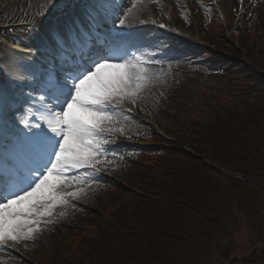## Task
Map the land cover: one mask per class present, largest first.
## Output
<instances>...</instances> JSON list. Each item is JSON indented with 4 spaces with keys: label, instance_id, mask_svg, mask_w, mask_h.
<instances>
[{
    "label": "trees",
    "instance_id": "1",
    "mask_svg": "<svg viewBox=\"0 0 264 264\" xmlns=\"http://www.w3.org/2000/svg\"><path fill=\"white\" fill-rule=\"evenodd\" d=\"M246 6L225 23L204 7L216 50L169 87L173 140L144 126L164 146L134 149L96 213L35 247L38 264H264V0Z\"/></svg>",
    "mask_w": 264,
    "mask_h": 264
},
{
    "label": "snow or ice",
    "instance_id": "2",
    "mask_svg": "<svg viewBox=\"0 0 264 264\" xmlns=\"http://www.w3.org/2000/svg\"><path fill=\"white\" fill-rule=\"evenodd\" d=\"M45 6L53 21L32 31L49 50L47 63L0 69V247L33 239L55 208L84 194L65 189L90 182L108 163L110 133L122 131L114 127L120 105L164 75L153 70L161 64L155 49L126 30L138 0L111 26L108 0Z\"/></svg>",
    "mask_w": 264,
    "mask_h": 264
},
{
    "label": "rangeland",
    "instance_id": "3",
    "mask_svg": "<svg viewBox=\"0 0 264 264\" xmlns=\"http://www.w3.org/2000/svg\"><path fill=\"white\" fill-rule=\"evenodd\" d=\"M156 1L154 15H148L149 18L158 25H163L164 29L155 31L152 41L156 54L161 60V66L153 69L156 72H162L164 75L146 91H142L135 101L125 100L121 105L120 115H118L119 125L114 127L122 131L110 133L112 139L106 145L108 163L99 168L98 172L92 174L93 179L78 187L65 189L66 191H77L82 189L83 195L78 199L70 200L67 206L54 209V216L51 223L42 224L40 230L35 233L31 240L8 241L6 245L0 247V264H38L34 254L35 247L52 248L54 238L57 235H64L75 226L80 220L79 217H88L94 214V198L102 193L109 192L112 187L117 186L121 176V168L125 165L129 155L134 147L142 144L134 136L139 135L141 123L143 121L154 122L159 119L161 112L160 106L166 103L164 99L168 89L178 72L186 69L192 61L193 56L200 54L195 52L196 45L206 40L204 29V6H210L209 0H178L171 3L165 0ZM211 1V0H210ZM218 13L225 18L231 17L232 11L240 9L245 11L243 0H213ZM8 4L7 11H0V40L2 37H8L18 40H31V31L23 32H3L2 26L6 22L25 19L21 17V11L18 4H27L26 0H0V7ZM236 5H239L238 7ZM18 6V7H17ZM242 6V7H241ZM18 9V10H17ZM17 13V14H15ZM153 14V12H151ZM30 18H32L30 16ZM189 25V26H188ZM169 31H166L165 28ZM229 35L231 31L228 32ZM236 35V33H235ZM178 37L184 38V42H178ZM188 43L189 46H184ZM3 47V42L0 43ZM200 45V44H199ZM198 60V59H197ZM128 101V102H127ZM125 167V166H124ZM96 213V212H95ZM30 243H35L33 248Z\"/></svg>",
    "mask_w": 264,
    "mask_h": 264
},
{
    "label": "bare ground",
    "instance_id": "4",
    "mask_svg": "<svg viewBox=\"0 0 264 264\" xmlns=\"http://www.w3.org/2000/svg\"><path fill=\"white\" fill-rule=\"evenodd\" d=\"M169 1L172 4L178 2V0H165ZM133 0H124L122 4V8L124 12H127V7L125 5H131ZM26 3L18 4L19 10L22 12L21 17H24L25 19L22 20H29L28 21H21V22H15L6 24V26H13L16 27L18 25H21L24 29H27L31 31L32 37L30 40V43L34 45L36 48L40 47L41 44L36 36V34L32 31V26L40 24L43 26V30L49 27V24L53 21V16L48 15L49 7H46V0H26ZM139 3V11L134 10L136 14V19L134 20L133 25L126 29L127 31H131L134 35L140 37L143 42L150 46V48L154 49L152 47V41L155 31H160L161 29H164V27H160L161 25L156 24L154 21H152L148 15H154V7L156 1L153 0H138ZM17 6V7H18ZM8 4L4 3L3 6L0 7V11H7L8 10ZM18 10V9H17ZM153 12V14H151ZM17 14V13H15ZM30 16L32 18H30ZM140 21H144L145 23L141 24ZM166 31H169V29L166 27ZM3 32H5V29H2ZM8 37H2L0 40V43L7 40ZM178 42H184V38L178 37ZM1 46V45H0ZM159 57V56H158ZM7 59V55L4 53L3 49L0 47V62H3ZM161 66V64H159ZM158 65L156 67H159ZM155 69V68H154ZM118 115H120V112L117 114V122L115 123V126L117 127L119 125Z\"/></svg>",
    "mask_w": 264,
    "mask_h": 264
},
{
    "label": "water",
    "instance_id": "5",
    "mask_svg": "<svg viewBox=\"0 0 264 264\" xmlns=\"http://www.w3.org/2000/svg\"><path fill=\"white\" fill-rule=\"evenodd\" d=\"M235 261H236V259L234 258V259H232V261L230 262V264H234L235 263Z\"/></svg>",
    "mask_w": 264,
    "mask_h": 264
}]
</instances>
